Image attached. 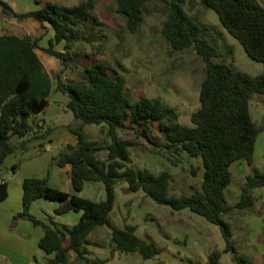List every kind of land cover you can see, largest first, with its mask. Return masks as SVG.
Returning a JSON list of instances; mask_svg holds the SVG:
<instances>
[{"label": "trees", "instance_id": "obj_1", "mask_svg": "<svg viewBox=\"0 0 264 264\" xmlns=\"http://www.w3.org/2000/svg\"><path fill=\"white\" fill-rule=\"evenodd\" d=\"M116 11L134 30L143 17L148 0H115ZM218 15L221 24L243 46L248 56L263 64V70L252 74L232 62L220 58L222 52L210 34V27L200 24L183 7V0H170L162 33L174 49L193 47L202 57L205 72L199 87V105L190 113V123L178 120L172 105L158 97L140 95L131 100L126 91V78L109 61L93 59L75 75L67 78L57 71L55 86L67 96L66 105L80 121L70 129L75 143H67L53 157L59 166L70 164L73 192L48 183L47 176L28 175L21 181V209L13 218H25L43 227L38 240L47 253L46 264H66L70 252L78 264H105L107 257L92 255L94 244L88 238L97 226L110 230L112 249L136 251L146 259L159 252L152 241L136 233L134 224L123 227L112 223L109 213L115 200L114 184L118 178L127 182L130 190L141 189L158 203L172 209L189 208L219 226L225 245L212 249L205 261L189 259V264H221L220 256L230 251L236 264H249L232 242V229L224 217L235 208L254 205L253 188L264 185V167L245 176L238 200L228 204L224 190L232 179L230 165L239 159L253 163L256 138L264 126L253 118L249 101L254 93H264V5L259 0H203ZM3 12L20 18L32 17L51 29L47 45L41 48L59 58L64 67H72L77 45L93 44L100 33L101 21L94 10V0L74 4L47 1L41 6L18 13L5 0H0ZM102 35V34H101ZM39 38L29 34L0 33V201L7 196V182L2 176V163L18 148L25 149L32 140L49 137L51 126L34 128L35 114L49 102L51 76L40 60L36 48ZM61 43L62 51L54 45ZM229 53L232 46H226ZM97 123L105 127L109 137L104 145L105 158L82 127ZM119 130L132 131L158 147H163L171 161H179L183 153L200 156L204 167L200 187L188 194H170L172 174L167 169L157 172L126 163L128 146L133 138L120 136ZM16 166L14 165V168ZM195 173L196 167L191 166ZM102 181L103 199L80 195L86 181ZM44 197L56 201L55 214L80 211L72 224L59 223L53 215L40 218L30 210L33 200Z\"/></svg>", "mask_w": 264, "mask_h": 264}, {"label": "rangeland", "instance_id": "obj_2", "mask_svg": "<svg viewBox=\"0 0 264 264\" xmlns=\"http://www.w3.org/2000/svg\"><path fill=\"white\" fill-rule=\"evenodd\" d=\"M12 10L22 13L38 7L47 1L64 4H74L81 0H5ZM264 5V0H259ZM184 9L198 23L210 27V34L215 36V42L222 52L220 58L232 62L238 68L252 74L263 70V64L248 56L242 44L232 36L221 24L217 13L208 7L203 0H183ZM170 0H148L144 4L143 17L134 30H131L125 18L116 11L115 0H94V10L101 21V31L96 34L93 44L85 42L74 49L72 67H64L59 58L46 53L41 47L47 45L51 29L42 25L32 17L20 18L3 12L0 6V33L12 32L29 34L38 37L39 46L36 52L51 76L49 102L46 108L35 114L34 128L44 129L51 126L50 145L52 151H60L67 143H75L76 135L70 129L80 124L66 105L67 96L55 86L54 73L59 71L65 77L75 75L84 64L93 59H104L126 78V91L131 100L140 95L158 97L164 103L172 105L178 112V120L190 123V113L199 105V87L205 72L202 57L193 47L174 49L161 31L163 21L167 17ZM102 34V35H101ZM232 46L229 53L226 46ZM62 51L61 43L54 45ZM256 94L252 95L251 109L259 125L264 126V115L257 110ZM82 127L86 136L97 147V154L105 158V143L109 141L105 127L97 123H84ZM120 136L133 138L134 144L128 146L129 156L126 163L134 167H146L157 172L167 169L172 174L170 194H188L200 187L203 178V164L200 156H189L183 153L179 161H171L168 152L142 137H136L132 131L119 130ZM28 149L18 148L7 155L2 163V173L11 176L10 161H16L17 168H28L30 158L40 161L43 165L48 183L63 187L66 184V173L60 169L51 156V151L39 150L32 153ZM46 161V162H45ZM33 162V161H32ZM39 166V167H40ZM191 166L196 167L195 173ZM264 167V127L257 135L256 150L253 163L244 159L234 161L230 165L232 179L224 190L228 204L235 203L240 195L245 176ZM17 169V170H18ZM34 171H37L34 170ZM115 200L109 213L112 223L123 227L134 224L136 233L145 240L154 242L155 246L180 251L185 258L203 261L209 252L222 249L225 241L217 224L210 222L204 216L189 208L172 209L166 203H158L141 189L130 190L123 178H118L114 184ZM71 187V191L73 192ZM80 195L94 200L103 199L105 190L102 181H86ZM254 205L248 208H235L224 214L232 229V242L240 254L246 256L249 264H264V185L253 188ZM110 234L106 226H102ZM104 236L101 245L90 244L89 248L98 250L92 255L107 257L106 264H150L151 259L142 258L136 251L123 252L112 249L109 238L104 232L94 231L93 238ZM164 257V256H163ZM221 264H236L230 251L223 252Z\"/></svg>", "mask_w": 264, "mask_h": 264}, {"label": "crops", "instance_id": "obj_3", "mask_svg": "<svg viewBox=\"0 0 264 264\" xmlns=\"http://www.w3.org/2000/svg\"><path fill=\"white\" fill-rule=\"evenodd\" d=\"M255 94V97H258L257 102L259 104L257 105V110L259 115H264V93ZM251 100L252 96L249 101V108L254 118V114L251 109ZM50 139L51 137L49 135V137L41 140L29 141L25 150L30 147L31 143H33L32 148L29 150L32 153L41 154L39 150H44L51 151V156H55L58 151H52ZM30 160L31 162L29 163L28 168L22 167L19 169L17 168L16 161L12 160L9 162L12 175L8 176V173H2L3 179L7 182V196L0 201V264H46L47 253L38 244V240L43 234V227L40 224H34L25 218H13V214L17 210L21 209L22 179L28 175L46 176L43 165L40 166L39 163L40 161L44 162V160H47V156H44L43 158H40L39 161L35 162L32 158H30ZM14 165L16 166L15 168ZM59 167L66 173V184L63 187H56L69 192L72 187L69 174L70 164L66 163ZM36 169L37 171H34ZM56 205V201L39 197L31 202L29 210L40 218H46L49 214L53 215V219L59 223L72 224L79 218L80 211H68L62 214H55L54 208ZM94 231H97V233L104 232L105 236L109 238V243H111L110 234H108L107 231L105 232V229L100 225L92 230L88 235V238L93 241L95 245H101L103 242L102 238L104 236L101 235L99 237H95L94 239L92 236ZM91 251L94 253L98 252V250L93 249ZM185 258L187 259V257L183 256L180 251H174L173 249L161 247L160 253H157L148 259H151L150 264H185ZM66 264H78L74 258V252H70L69 259Z\"/></svg>", "mask_w": 264, "mask_h": 264}]
</instances>
